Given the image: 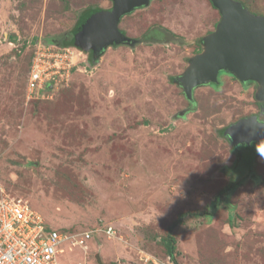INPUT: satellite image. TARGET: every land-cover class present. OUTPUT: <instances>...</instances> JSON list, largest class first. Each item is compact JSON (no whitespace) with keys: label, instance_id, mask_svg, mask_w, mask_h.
Returning a JSON list of instances; mask_svg holds the SVG:
<instances>
[{"label":"rangeland","instance_id":"rangeland-1","mask_svg":"<svg viewBox=\"0 0 264 264\" xmlns=\"http://www.w3.org/2000/svg\"><path fill=\"white\" fill-rule=\"evenodd\" d=\"M234 1L264 17V0ZM112 6L0 0V198L27 202L52 231L94 230L84 248L65 242L59 264H264V158L252 143L251 169L236 167L225 135L263 119L259 85L222 72L190 103L174 82L220 20L209 0H152L119 22L136 42L98 60L67 46L78 68L68 85L28 97L27 42L59 46L83 16ZM181 214L169 258L162 239Z\"/></svg>","mask_w":264,"mask_h":264},{"label":"water","instance_id":"water-1","mask_svg":"<svg viewBox=\"0 0 264 264\" xmlns=\"http://www.w3.org/2000/svg\"><path fill=\"white\" fill-rule=\"evenodd\" d=\"M152 0H112L107 11L92 12L79 26L75 46L98 58L110 45L132 44L118 28L120 20ZM219 12L220 20L213 32L203 37V51L188 61L187 68L174 82L185 98L193 103L195 88L218 83L220 72L232 74L239 82L259 85L256 100L264 103V17L249 13L234 0H209ZM262 120L251 115L237 120L225 129L233 146L264 144V106Z\"/></svg>","mask_w":264,"mask_h":264},{"label":"built area","instance_id":"built-area-1","mask_svg":"<svg viewBox=\"0 0 264 264\" xmlns=\"http://www.w3.org/2000/svg\"><path fill=\"white\" fill-rule=\"evenodd\" d=\"M31 48L28 97L68 85L73 72L78 71L73 50L42 40ZM102 231L109 237L115 233L112 226ZM93 233L94 230L78 235L47 231L40 215L27 202L11 196L0 198V264H59L58 254L65 242L84 248Z\"/></svg>","mask_w":264,"mask_h":264},{"label":"trees","instance_id":"trees-1","mask_svg":"<svg viewBox=\"0 0 264 264\" xmlns=\"http://www.w3.org/2000/svg\"><path fill=\"white\" fill-rule=\"evenodd\" d=\"M244 6V5H243ZM91 13H87V15L83 16L79 22V24L71 31L68 33L67 36L63 37L64 38V41L63 43H61L59 46L60 47H67V46H71L73 45V43H75L76 41V34H77V31H78V28L79 26L81 25V23L90 15ZM38 40H34V41H31V42H27V46L28 44L30 46H32L33 44H35ZM45 43H55L57 45L56 42H54L53 40H46L44 41ZM27 48V47H26ZM32 48L30 50V61H29V66H30V62H31V57H32ZM89 68L91 65H87ZM87 68V67H86ZM28 71H29V68H28ZM77 72H73V76L76 74ZM222 72L219 73V75L221 74ZM28 75V74H27ZM249 82H246V83H243L244 85L248 84ZM214 86H217V84H215ZM255 144V143H253ZM253 144H251L250 146H236L234 147V151L236 152L237 154V161H236V167H240L242 168L243 166L246 167L248 170L251 169L252 167V163H253V158H254V155H255V150H252L253 148ZM261 146V145H259ZM239 168V169H240ZM237 169V168H236ZM243 169V168H242ZM245 175V174H244ZM235 187V186H234ZM233 186H230V187H227L224 189V192L225 193H230L233 189H234ZM31 207V206H30ZM198 215H201V214H198ZM202 215L204 216H210V214H206V213H202ZM182 214L179 216V218L172 224V226L168 229V233H167V236L164 237L162 239V244L164 246V249L166 251V254L169 256V258H173V254H174V250H175V238L173 237L172 234V231H173V228L176 227L177 225H179L182 221V218H181ZM46 230L47 231H52L51 228H48L46 227ZM88 230V229H87ZM99 264H101L99 262Z\"/></svg>","mask_w":264,"mask_h":264},{"label":"clouds","instance_id":"clouds-1","mask_svg":"<svg viewBox=\"0 0 264 264\" xmlns=\"http://www.w3.org/2000/svg\"><path fill=\"white\" fill-rule=\"evenodd\" d=\"M256 149H257V152L260 154V156L264 158V144H262L260 147Z\"/></svg>","mask_w":264,"mask_h":264}]
</instances>
